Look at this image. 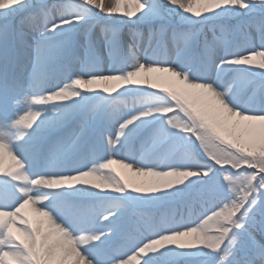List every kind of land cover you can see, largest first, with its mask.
Instances as JSON below:
<instances>
[{"label": "snow or ice", "instance_id": "1", "mask_svg": "<svg viewBox=\"0 0 264 264\" xmlns=\"http://www.w3.org/2000/svg\"><path fill=\"white\" fill-rule=\"evenodd\" d=\"M0 264H264V0H0Z\"/></svg>", "mask_w": 264, "mask_h": 264}]
</instances>
